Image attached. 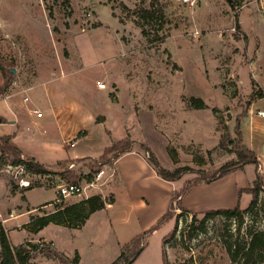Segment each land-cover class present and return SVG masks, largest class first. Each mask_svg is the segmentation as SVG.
Instances as JSON below:
<instances>
[{
    "label": "rangeland",
    "instance_id": "374dc122",
    "mask_svg": "<svg viewBox=\"0 0 264 264\" xmlns=\"http://www.w3.org/2000/svg\"><path fill=\"white\" fill-rule=\"evenodd\" d=\"M153 3L165 17L149 23L146 36L138 9ZM262 5L260 0H0V88L5 89L0 114L10 121L17 119L15 106L21 111L18 123L0 124V135H12L24 153L52 164L68 155V146L58 138L63 127L76 134L70 143L79 140L77 149L87 155L51 177L31 172L30 191L4 170L9 163L0 164V223L13 246L30 250L29 242L38 245L31 264H111L126 244L157 224L185 185L181 204L192 211L176 202L169 220L146 237L135 264H165L164 250L168 264H235L229 245L235 249L250 241L251 232L264 231V191L241 226L233 217L216 214L207 220L206 232L192 238L186 234L193 213L202 219L211 210L247 208L257 169L264 177L260 162L202 181V172L209 177L237 160V141L219 146L227 132L236 138L237 124L244 146L261 151ZM192 97L202 98L205 106L196 108ZM31 108L43 112L38 118L48 131L34 123ZM116 142H129L146 159L149 146L168 169L189 165L195 171L164 186L155 183L157 197L142 207L143 198L132 190L141 192V182L152 179L140 174V163L125 166V178L119 174L115 181L113 161L95 166ZM7 156L10 162L13 154ZM90 165L96 167L91 182L69 178L68 172L89 173ZM191 180L197 182L187 184ZM67 182L85 189L59 199L56 186ZM97 194L108 205L115 196L117 203L94 211L84 224L50 222L35 230L40 216ZM133 201L138 210H131ZM262 259L250 264H264ZM244 262L238 256L236 264Z\"/></svg>",
    "mask_w": 264,
    "mask_h": 264
},
{
    "label": "trees",
    "instance_id": "16d2710c",
    "mask_svg": "<svg viewBox=\"0 0 264 264\" xmlns=\"http://www.w3.org/2000/svg\"><path fill=\"white\" fill-rule=\"evenodd\" d=\"M67 1V0H66ZM237 3L234 1L232 2V6L235 7ZM139 17L143 21L142 27H143V33L146 36H149V29L147 28V25L151 22H157L161 21L162 17H165V12L162 11V9H158L156 4L153 3L152 6L146 7L142 6L138 9ZM159 12V13H158ZM10 72L13 74V72L10 70ZM5 91L4 88H0V93ZM192 103L196 108H201L205 106V102L202 98H196L192 97ZM6 121V118L0 117V123ZM241 125L237 124L236 127V138H232L230 133L227 132L226 134H223V139L220 142L219 146L225 145V142L234 144L236 141V144L239 149H236V155L237 160L233 162H228L221 166L218 170H216L212 175L209 177H206L204 172H202V181L205 182H211L214 180H217L218 178L226 175L227 173L243 167L247 163H255L260 164V159L258 157V154L251 149L248 146H244V136L241 131ZM238 138V140H237ZM129 142L125 143H119L116 142L112 144L110 147H108L104 154L97 160L96 165H101L105 163H109L115 159H117L122 154L131 151ZM146 151L148 154L147 160L149 163L154 167V169L157 171V173L164 179L169 181H176L180 180L186 173L195 171L191 166L185 165L175 168L174 170L168 169L167 167L163 166L155 153L152 151V149L147 146ZM10 152L13 154V158L9 162L8 156L6 157V154ZM110 154V156H108ZM175 154V151H174ZM108 156V157H107ZM72 159L67 160H61L57 162L56 164H43L42 162L36 160V158L25 155L22 148L18 146L13 140L12 135H4L0 136V164H26L29 170L32 173H43V174H49L51 172H64L63 170L69 169L70 163ZM93 165H90V172L89 173H81V174H75L72 172H68L70 179H77V180H84L86 179L88 182H91L93 180V172L96 170V167ZM259 167V166H258ZM257 178L254 182V186L250 189V192L253 194V198L251 203L247 208H241L240 206H237L232 209H219V210H211L208 212H205L202 217V219L199 218L197 213H193V221L188 226V231L186 236L188 238H192L194 235H196L197 232H206L207 228V220L211 217H213L216 214H222L229 218L233 217L236 220H238L239 226L243 224L245 221V214L251 210H253L259 202V196L261 191H264V177L260 174L259 169H257ZM68 171V170H67ZM199 181V180H198ZM197 180H191L187 182V184L191 185L196 183ZM189 186L185 185L184 188L181 190L180 193H177L172 201L170 209L159 219L157 224L142 232L138 236H136L131 243L126 244L123 247V250L121 251L120 255L116 260H114L111 264H135L136 259L144 249V241L146 237L157 227H159L162 222L169 220V215L171 209L174 208L176 202L181 204V194L186 191V189ZM34 188L33 184L30 186L24 188V190H29ZM25 198V197H24ZM113 201V200H112ZM179 201V202H178ZM46 204V203H45ZM106 206V202L102 198V196L99 194L90 196L80 202L79 204H72L66 206L64 209L59 210L58 212H55L53 214H48L44 216H40L38 218V225L36 226L35 230L43 229L46 227L50 222H55L59 224L68 223L71 225H74V223L70 222V220H74L77 222L85 223L86 219L89 217L91 213H93L96 210L102 209ZM179 208L183 210H187L184 208L181 204ZM29 210H32V208H28ZM190 211V210H187ZM74 215V216H73ZM69 216V217H68ZM35 221V220H34ZM33 222V221H32ZM198 222V224H197ZM176 232V227L174 230L169 234H174ZM168 234V235H169ZM167 237V236H166ZM29 245L32 247L30 250L24 245L21 244L19 246H13L7 231L5 230L4 226L0 223V257L1 261L0 264H31V258L33 256V252L37 251L35 249L38 245L32 242H29ZM233 244L229 245L228 250L230 252L232 260L237 261L238 256L242 255L243 259L245 260V264H250L252 261H263V255H264V231L261 232H251V239L246 244H240L238 247H235L233 249ZM164 262L165 264H168L167 258H166V252L164 250ZM57 255V254H56ZM79 256V254H78ZM78 259V257H76Z\"/></svg>",
    "mask_w": 264,
    "mask_h": 264
},
{
    "label": "crops",
    "instance_id": "0c3cea01",
    "mask_svg": "<svg viewBox=\"0 0 264 264\" xmlns=\"http://www.w3.org/2000/svg\"><path fill=\"white\" fill-rule=\"evenodd\" d=\"M4 99H6V97H4ZM0 100H3V99H1L0 98ZM14 104L16 105V102H14ZM34 109V108H33ZM262 109H264V108H262ZM12 112H13V115H15L16 117H17V119L16 120H10L9 121V118L8 117H6L5 115H3V114H0V117H4V118H6V121H4V122H11V123H18V121L20 120L19 118H20V116L17 114V113H19V112H21V111H18V107H16L15 106V110H13L12 109ZM23 112V111H22ZM30 113H34L33 111H32V108L30 109ZM35 114V113H34ZM25 116H26V114H24ZM4 122H2V123H4ZM2 123H0V124H2ZM35 124H39V126L40 127H42L43 128V131H48L47 129V125L46 124H44L42 121H41V118H38V117H36V120H35V122H34ZM48 134H49V132H48ZM1 136V135H0ZM56 136V135H55ZM76 136V134H74V133H68L67 131H66V129L65 128H63L62 127V133H60L59 135H58V138H60V140H63V142L68 146L66 149H67V152H68V155H67V157H65V158H63V159H58V161H61V160H67V159H72V160H74V159H79V158H82V157H85V156H87V155H85V151L84 150H78L77 149V146H78V144H79V140L77 141L76 140V144L75 145H72V143H70V138H74ZM263 136H264V133H263ZM87 137V135L86 136H84V137H82V138H86ZM68 141H69V143H68ZM75 142V141H74ZM263 144H264V142L262 143V145H261V151L260 150H257V154H258V157H259V159H260V162L261 163H264V154H263V152H262V146H263ZM252 147V149H254L255 150V147L252 145L251 146ZM24 152V151H23ZM25 155H29V154H27V153H24ZM29 156H32V157H34V158H36V160H38V161H40V162H42L39 158H38V156L37 155H29ZM57 161V162H58ZM134 161H136V162H138V163H140L143 167H144V169H143V171L140 173V174H142V173H145V176H149L151 179H152V182H149V181H147V180H144V181H142L141 182V192L139 191V192H137V191H135V190H132L133 191V194L135 195V196H137V197H141V198H143V200H141V199H139L138 201H142V204H141V206L143 207V205L145 206V207H147L148 205H149V199H151V200H154L155 199V197H157V194L156 193H154V187H155V183L157 184V186H164L165 184H163V183H166V185L169 183V181L168 180H166V179H164V178H162L158 173H157V171L154 169V167L149 163V161L146 159V157L144 156V154L143 153H140L139 151H137V150H131V151H128V152H126V153H124V154H122L121 156H119L117 159H115V160H113V162L111 163L112 165H110V167L112 168V178H114V181H115V179L117 178L116 176L117 175H121V177H124L125 176V172H124V169H125V166H130ZM57 162H54L53 161V163L52 164H56ZM121 162H123V164L121 165ZM43 164H50V163H45V162H42ZM124 165V166H123ZM125 178V177H124ZM154 182V183H153ZM174 182V181H173ZM137 186V185H136ZM31 189H29V191H30ZM28 191V192H29ZM145 200V201H144ZM138 201L135 203L134 201V203L133 202H131V203H129V205L131 206L130 208H131V210L133 209V210H138ZM147 202V203H146ZM117 203V197H115L114 196V201L112 202V204H110V205H108V204H106V209L109 207V206H112L113 204H116ZM171 204H172V202H169V204H168V206L170 205V207H171ZM170 207H169V209H170ZM28 208H32V209H34L35 208V206H32V207H28ZM27 208V210H26V212H24V213H21V214H26L27 212L29 213L31 210H29ZM186 209H188L187 207H185ZM188 210H190V211H192L191 209H188ZM11 219H13V218H9V219H6L5 220V223L7 222V221H10Z\"/></svg>",
    "mask_w": 264,
    "mask_h": 264
},
{
    "label": "built area",
    "instance_id": "2783aa9c",
    "mask_svg": "<svg viewBox=\"0 0 264 264\" xmlns=\"http://www.w3.org/2000/svg\"><path fill=\"white\" fill-rule=\"evenodd\" d=\"M260 1L262 5V0ZM262 10L264 12L263 5H262ZM100 87L106 88V84L102 82L100 83ZM24 100L26 102L29 101V97L28 96L25 97ZM32 111L37 115V117L43 116V112L38 108H34L32 109ZM258 114L264 117V109H259ZM75 144L76 141L72 143V145ZM4 170L12 174L13 178L15 179L16 183L20 188H26L32 184V180L30 178L31 171L29 170L26 164H17V165L9 164L7 165L6 168H4ZM104 173H105L104 169H102L99 173H97V180H99ZM47 176L51 177V174L49 173L47 174ZM56 187L58 189V194L60 196L59 199L80 194L85 189V187H82L81 184L74 182L58 183Z\"/></svg>",
    "mask_w": 264,
    "mask_h": 264
},
{
    "label": "water",
    "instance_id": "95a60500",
    "mask_svg": "<svg viewBox=\"0 0 264 264\" xmlns=\"http://www.w3.org/2000/svg\"><path fill=\"white\" fill-rule=\"evenodd\" d=\"M229 1H232V0H229ZM12 72L15 73V69H12ZM262 152H263V154H264V144H263V146H262Z\"/></svg>",
    "mask_w": 264,
    "mask_h": 264
}]
</instances>
